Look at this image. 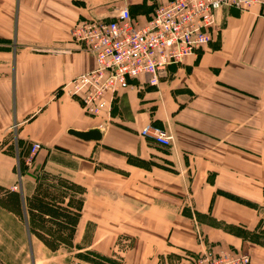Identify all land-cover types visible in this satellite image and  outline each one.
Returning a JSON list of instances; mask_svg holds the SVG:
<instances>
[{"label":"crops","instance_id":"1","mask_svg":"<svg viewBox=\"0 0 264 264\" xmlns=\"http://www.w3.org/2000/svg\"><path fill=\"white\" fill-rule=\"evenodd\" d=\"M163 1L0 0V186L19 193L24 214V198L37 185L69 188L81 198L73 241L109 255L118 237H132L122 253L124 264H156L166 252L245 248L222 228L254 218L244 208L238 213V201L223 192L249 199L261 191L245 182L264 186L257 170L264 149L263 6L222 8L216 41L197 57L169 65L157 86L142 76L132 79L115 94L103 126L100 117L85 114L77 99L60 91L65 81L93 67L91 53L70 39L76 21L109 19L125 6L140 24ZM146 124L170 133L169 170L158 164L150 171L136 168L126 160L131 153L152 158L155 148L139 136ZM90 128L100 130L99 141L66 132ZM10 134L14 152L2 144ZM34 142L40 148L30 156ZM18 157L26 165L19 176ZM132 178L154 181L151 190L138 192L137 203ZM113 180L122 186L110 188ZM18 213L0 203V264H37L38 251L52 252L28 231L40 225ZM194 213L220 226L195 222ZM194 224L204 242H197ZM247 250L253 264H264L263 248Z\"/></svg>","mask_w":264,"mask_h":264},{"label":"built area","instance_id":"2","mask_svg":"<svg viewBox=\"0 0 264 264\" xmlns=\"http://www.w3.org/2000/svg\"><path fill=\"white\" fill-rule=\"evenodd\" d=\"M252 5L264 7V0H164L140 24L125 6L109 19H79L69 31L70 39L91 53L93 67L65 81L60 91L77 99L85 114L100 117L99 126H103L115 94L132 79L142 76L147 85L157 86L169 65L187 56L197 57L204 46L217 40L218 11L224 7L245 10ZM140 134L162 147L171 144L170 133L161 127L146 124ZM39 148L34 142L30 156ZM190 264L253 263L244 252L220 249L202 251Z\"/></svg>","mask_w":264,"mask_h":264},{"label":"rangeland","instance_id":"3","mask_svg":"<svg viewBox=\"0 0 264 264\" xmlns=\"http://www.w3.org/2000/svg\"><path fill=\"white\" fill-rule=\"evenodd\" d=\"M112 18V17H111ZM144 84V83H143ZM153 125V124H152ZM168 131V130H167ZM140 133V131H139ZM169 133V132H168ZM140 137H144L141 134H139ZM145 141L147 143H151L153 145L154 153H152V158L150 159H144L140 158L139 155L137 154H128L126 157V160L130 162L133 167H141V168H146L147 170H153L155 168V164H158V166H162L169 170L171 167L165 165L166 163L170 162L169 161V149L171 144L168 147H159L154 145L151 142V139L144 137ZM14 141L12 135H7L4 140L2 141V144H6V148H9V151L14 152ZM172 143V142H171ZM161 161V162H160ZM18 162L16 163V168L15 171L17 175L19 176V171H18ZM258 174L261 176L264 174V149L262 150V155L259 157V162H258ZM137 171V170H136ZM137 173V172H134ZM154 184V181L147 182V183H141L137 179L132 178V181L130 183V188L132 190L133 196L136 198L132 197V203L138 201V192L141 191H148L151 190L152 187L151 185ZM245 186H248L252 189H256L261 191L260 194L257 197L253 198L250 197L249 199H245L242 197H234L233 195L229 194L228 192H223L225 194L226 198H229L230 200H235V202L238 201V213H241L240 211L242 210L241 208H244L245 211H247L248 214H250L251 217L254 218L253 223L251 224H241L238 223V227L231 226L227 227L224 229L222 227V231L238 236L240 240L244 241V246L240 247V250L246 254L251 256L249 253L250 246L251 248L256 246H259V248L264 249V186L259 188V183L257 182H245ZM119 186H122V181H116L113 180L110 184V188L112 189H119ZM54 191V190H53ZM62 192V194H65L66 196V201L73 207L78 206L81 203V198L74 196V192L72 190L64 191L61 190L59 193ZM149 193V192H147ZM140 199H145L144 196L143 198L140 197ZM64 200V201H65ZM81 206V205H80ZM18 216L21 218H25L24 213H18ZM191 218L194 219L195 222L198 221H211L212 224H215L216 226H220L219 222H215L212 219L208 218L207 215L204 214H190ZM32 224V223H31ZM194 234L197 242H204V239L202 237V231L199 229V225L194 224ZM253 225V226H252ZM198 227V228H197ZM218 228V227H216ZM86 232H89V229L86 230ZM143 234L147 235L146 231H140ZM149 238L153 239V237L147 235ZM133 241L132 237L128 236H123V237H118L115 242V251L109 255H103L92 248H86L83 246L78 245L73 241V238L71 241L61 243L60 247L56 251H51L52 253L45 252L43 249L42 251H38L37 256V264H124L122 261V253L130 248V245ZM242 249V250H241ZM200 252H188V251H183V252H166V253H161L158 256V260L156 264H178L181 257L185 258L187 260V264H190L191 258L193 256H196ZM251 259V258H250Z\"/></svg>","mask_w":264,"mask_h":264},{"label":"trees","instance_id":"4","mask_svg":"<svg viewBox=\"0 0 264 264\" xmlns=\"http://www.w3.org/2000/svg\"><path fill=\"white\" fill-rule=\"evenodd\" d=\"M18 171L22 174L26 170L23 160L18 157ZM65 194L53 191L45 186H36V192L24 198L23 210L27 219L36 222L41 229L31 227L28 231L38 238L50 251H56L61 243L71 241L79 218L78 206H71ZM0 203L16 212L22 211L19 193L0 186Z\"/></svg>","mask_w":264,"mask_h":264},{"label":"water","instance_id":"5","mask_svg":"<svg viewBox=\"0 0 264 264\" xmlns=\"http://www.w3.org/2000/svg\"><path fill=\"white\" fill-rule=\"evenodd\" d=\"M66 132L84 141H99L101 139V132L97 128H90L84 131L67 129Z\"/></svg>","mask_w":264,"mask_h":264}]
</instances>
